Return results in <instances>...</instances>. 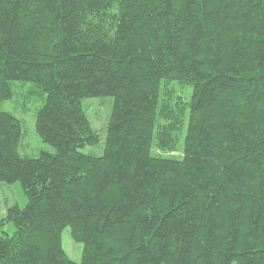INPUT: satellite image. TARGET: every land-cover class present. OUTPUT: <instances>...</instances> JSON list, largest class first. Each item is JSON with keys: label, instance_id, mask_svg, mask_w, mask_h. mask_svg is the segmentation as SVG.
<instances>
[{"label": "trees", "instance_id": "1", "mask_svg": "<svg viewBox=\"0 0 264 264\" xmlns=\"http://www.w3.org/2000/svg\"><path fill=\"white\" fill-rule=\"evenodd\" d=\"M14 82L45 97L55 154L20 156L0 110V182L28 200L0 220V264H77L66 227L78 264H264V0H0V105ZM172 84L189 101L160 113ZM91 98L112 99L100 157L80 151ZM185 124L181 159L152 155Z\"/></svg>", "mask_w": 264, "mask_h": 264}, {"label": "rangeland", "instance_id": "2", "mask_svg": "<svg viewBox=\"0 0 264 264\" xmlns=\"http://www.w3.org/2000/svg\"><path fill=\"white\" fill-rule=\"evenodd\" d=\"M170 91L162 93V104L160 105V113L163 107H167L172 112L174 111L173 103L180 100L186 104L189 101L191 88L188 86H180L172 84L168 86ZM171 94V95H170ZM169 95V96H168ZM170 97V98H169ZM45 97L42 93L30 83H13V96L10 100L3 102L0 105V110L7 112L20 121L22 129V138L19 147V154L22 157L37 158L41 153L55 154V150L41 141L35 130L36 115L44 104ZM186 106V105H184ZM83 108L91 125L99 138L96 146L85 147L80 151L88 156L100 157L103 155L106 141V127L108 125L109 116L112 108V99L110 98H91L83 101ZM186 109V108H185ZM174 113H172V116ZM174 117V116H173ZM161 118V117H160ZM170 121V120H169ZM169 122L162 119L158 120V126L165 127ZM186 135V124L172 136L176 144L170 151L163 150L154 142L152 155L155 157L181 159L183 154V142ZM28 200L25 196L19 182L2 183L0 182V220L6 216L7 209L12 206H17L20 209L25 208ZM3 231L8 235L14 234V226L12 223H7ZM62 246L68 257L75 263H80L82 259L83 245L75 242L71 238L70 228L66 227L62 230Z\"/></svg>", "mask_w": 264, "mask_h": 264}]
</instances>
